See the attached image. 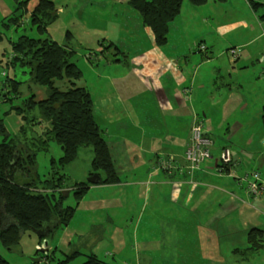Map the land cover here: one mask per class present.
Masks as SVG:
<instances>
[{
	"label": "crops",
	"instance_id": "crops-1",
	"mask_svg": "<svg viewBox=\"0 0 264 264\" xmlns=\"http://www.w3.org/2000/svg\"><path fill=\"white\" fill-rule=\"evenodd\" d=\"M53 1L58 18L50 23L47 32L57 42H66L68 47L65 48L72 49V56L80 47L89 50L85 56H90L92 61H86V65L97 80L82 77L80 84L91 92L96 119L110 145L116 171L121 178L112 184L87 183V177L93 171L94 150L92 147L81 148L78 158L65 167L64 173L74 183L86 182L88 189L80 200L75 199L77 206L70 207L74 211L81 208L88 212L121 207L122 201L115 195L85 196L92 189H110V186L125 184H133L137 195L142 198L140 210L151 202L153 192L160 201L165 194L162 204L169 206L181 202L194 211L212 197L218 208L205 211L199 218L202 221L197 223L198 250L185 249L181 255L186 258L201 257V264H264V201L254 200L247 192L238 190L240 188L236 183L222 180L224 176L229 180H240L237 172L233 171L240 163L235 152L237 149L231 147L232 141L225 139V143L219 144L217 151H213L219 153L228 148L231 152L232 162L223 172L218 171L216 163L214 166L212 162H205L202 165L205 168L197 170L194 177L196 169L191 168L185 157L191 127L201 122L211 136V123L207 126L205 121L212 122L207 118L208 113H216L218 109L219 126L228 124L232 112H236L244 102L242 84L238 86V81L230 82L222 78L220 65L213 67L218 76L211 73L213 70L202 72V66L215 59L209 54L211 47L206 45L207 42H201L205 38H201L200 42L196 39L187 42L167 40L165 44H158L153 30L144 24L141 14L137 10L138 14L127 10L128 7L133 8L131 0H95L94 3L92 0ZM12 7L11 1L0 0V20L14 13ZM117 7L124 11L122 21L108 17L107 12ZM93 11L100 13L96 15ZM18 13L22 14V10ZM23 14V17L28 15ZM207 33L215 35L216 31L209 29ZM85 35L91 36V42L96 46L88 45L91 42H85ZM198 35L197 32L194 34ZM145 38L148 42L142 43ZM217 46L221 51L236 48L222 39ZM197 55L202 56L198 58ZM72 61L78 63L73 57ZM176 113L181 118H174ZM157 114L164 116L165 120L159 121ZM183 124L185 132L180 133ZM227 133H232L231 126ZM69 194L73 195V192L68 191ZM143 217L140 213L139 222ZM181 221L183 218L177 219V225L173 224V219L161 223L164 230L170 226L171 234L181 235L175 243L165 244L163 254L167 260H174L179 255L178 251L182 249L180 240L187 241L182 236L186 233L184 230L172 231ZM251 229L261 230L262 245L258 248L253 247L256 236L248 235ZM97 233L100 240L113 242L115 251L117 245L125 241L120 227H115L109 238L104 228ZM221 242L228 244L222 246ZM43 250L51 258L54 251V259L59 252L57 246ZM37 252H40L39 249ZM76 252L82 255V252ZM91 253L98 257L96 252Z\"/></svg>",
	"mask_w": 264,
	"mask_h": 264
},
{
	"label": "rangeland",
	"instance_id": "rangeland-1",
	"mask_svg": "<svg viewBox=\"0 0 264 264\" xmlns=\"http://www.w3.org/2000/svg\"><path fill=\"white\" fill-rule=\"evenodd\" d=\"M9 1L13 5L12 11H14L17 2L16 0ZM38 1L28 0L26 5L31 8ZM255 1L260 2L262 0ZM94 2L95 0H92V3ZM252 3L251 0H207L203 4L196 5L189 0H184L181 12L169 24L170 29L167 35V40L170 42H187L193 39L200 42L201 38H205L201 42H207L206 45L211 47L209 54L215 59L212 63L202 66V72L207 73L213 70V67L220 65L222 78L225 77L224 79H228L230 82L232 80L233 82L238 81V86L242 84L241 94L244 102L236 112H232L228 124L221 125L222 127L219 126V109L216 113H208L207 118L212 119V122L206 120L205 124L210 126L209 123H211V136L215 144V146L213 145L214 152L217 151L219 144L225 143L223 142L225 139L232 141L231 147L237 149L235 152L237 153L240 166L237 168L238 170L233 171L237 172L240 180L237 181L233 178L229 180L227 176H224L222 180L234 185L236 183L237 187L240 188L238 190L243 192H246L252 171L258 170L264 174V125L262 121L264 113V19H260L264 9L262 5L254 9ZM94 6L96 9V4ZM133 8L128 7L127 10L138 14L136 9L134 8V10ZM100 11H93V14L97 12L99 14ZM122 13L124 11L118 7L114 8L113 11L109 10L107 12L108 17H112L117 21H122ZM133 21L136 20L134 19ZM209 29H215V35L207 33ZM196 32L199 34L198 36H194ZM20 33H22L21 30L16 31L12 28L6 32V37L0 42V59H4L0 61V87L10 78L8 85L11 90L14 89L15 84L20 89V97L12 99V101L6 100L3 102L0 97V119L2 118L10 138L14 139L22 137L20 131L21 116L15 112L7 114L5 111L11 109L12 106L21 105L23 98L31 94H35L38 100L46 96L44 87H40L37 84L30 87L29 74L24 69L20 67L15 69L11 64L6 66V57L11 54L9 41L10 39H16ZM28 33L37 37L35 29L29 30ZM221 39L235 45L236 48H227L221 51L217 46V42ZM147 42L148 39L145 38L142 43ZM88 45L96 46V43L91 42ZM86 52H89V50L80 47L72 57L77 60L78 66L82 68V77L97 80L95 74L88 71L86 61H89V59L85 56ZM201 56L197 55L198 58ZM215 69L211 73L218 76L219 73ZM15 79L21 83H17ZM207 79L210 80L211 78ZM34 114L39 115L37 108L34 110ZM202 114L203 112H201ZM157 118L159 121L165 120L164 116L160 114H157ZM168 118H171V114H168ZM174 118L179 119L181 116L176 113ZM167 123L169 125V122ZM229 126L232 128L231 134L227 133ZM35 129L38 131L39 127L35 126ZM179 132H185V124H183ZM61 154L60 146L55 141L50 142L48 153H38V172L42 177H45L44 175L48 172L50 157L58 158ZM210 162L215 166L214 161ZM202 168L205 167L200 166L196 170L194 169L196 171L194 177L197 170ZM64 170H62V173L65 175ZM218 171L220 170L218 169ZM129 180L131 181V178ZM110 187V189H92L88 191L85 197H98L105 194L115 195L121 199L123 204L121 207L105 208L95 212L76 208L68 224L58 225L56 230L48 237L42 238L36 233L26 231L17 247L4 248L0 244L1 255L10 264H41L33 263V257L40 256L43 249L57 246L59 252L55 254V259L51 264H57L59 258L76 251L82 252V255L80 254L71 264L83 263L91 252H96L98 257L103 259L106 264H201V257L189 256L186 258L181 255V251L185 249L198 250L197 246H200V244L198 242L197 228H199V225L197 223L202 221L199 218L205 211L210 209L217 210L218 208L212 197L208 198L200 209L194 211L191 206L184 207L181 202L170 204L169 206L162 204L166 198L165 194H162L163 199L160 201L156 198V193L153 192L151 202L147 203L144 208L142 206L141 212L139 204L142 202V198L137 195L133 184ZM67 193L68 191L64 190L62 194L65 196ZM77 204L71 194L63 198V206L76 207ZM140 213L144 217L139 222ZM181 218H183V221L178 226H174L172 231L180 232L181 229L184 230L186 233L182 236L187 241L180 240L182 249L178 251L179 255L174 260H167L163 254L165 244L175 243L176 240L181 239V235L171 234L170 226L164 230L161 223L165 220L173 219V224L177 225V219ZM193 222H195V225ZM115 227L122 229V237L125 240L124 243L117 245L116 251L113 242L100 240L97 233L99 229L104 228L109 238L110 232ZM193 229L194 231L192 232ZM221 244L225 246L228 242H221ZM38 249L40 252H37ZM113 251L115 253L112 255ZM107 252H110V254L106 255Z\"/></svg>",
	"mask_w": 264,
	"mask_h": 264
},
{
	"label": "trees",
	"instance_id": "trees-1",
	"mask_svg": "<svg viewBox=\"0 0 264 264\" xmlns=\"http://www.w3.org/2000/svg\"><path fill=\"white\" fill-rule=\"evenodd\" d=\"M27 1L16 0L14 13L0 20V42L12 28L21 30L16 39L9 41L11 54L6 57V66L11 64L15 69H24L29 74L30 87L34 84L44 87L46 96L38 100L35 94H31L23 98L21 105L5 111L21 116L22 137L19 139L10 138L0 119V244L4 248L17 247L26 231L44 237L58 225L68 223L74 208L63 206V191L73 192L75 199L80 200L88 185L86 182L74 183L62 170L78 158L81 148L92 147L94 150L90 175L99 173L102 184L117 183L121 179L110 145L96 119L91 92L80 84L83 73L72 61V49L67 50L66 42H57L47 32L50 23L58 18L55 2L39 0L27 8ZM189 1L200 5L207 0ZM251 1L254 9L260 5L264 9V2ZM183 2L131 0V5L141 14L144 24L151 27L156 42L162 45L167 42L169 24L180 13ZM21 10L22 14L28 15L23 17L24 14L18 13ZM260 17L264 19V12ZM33 29L37 37L28 33ZM88 59L92 60L90 56ZM9 79L0 87L3 102L20 97V89L15 84L11 90ZM36 108L38 116L34 114ZM262 121L264 125V113ZM35 126L39 127L38 131ZM52 141L58 143L62 154L58 158L50 157L48 172L42 177L38 172L37 156L39 152L48 153ZM248 235L256 236L253 247L262 245L261 230L251 229ZM40 254L46 258L41 264H51L54 260V251L52 258L45 252ZM78 254L74 252L59 258L57 264H69ZM0 264H10L1 253ZM81 264L106 263L90 253Z\"/></svg>",
	"mask_w": 264,
	"mask_h": 264
},
{
	"label": "built area",
	"instance_id": "built-area-1",
	"mask_svg": "<svg viewBox=\"0 0 264 264\" xmlns=\"http://www.w3.org/2000/svg\"><path fill=\"white\" fill-rule=\"evenodd\" d=\"M264 2V0H262ZM206 45L204 44L203 47ZM213 139L205 131L201 122H196L191 127V135L188 146L185 149V157L191 164V168L197 169L205 162L214 161L219 166L220 171L229 166L232 162V155L228 148H224L219 153L212 150ZM246 192L254 200L264 201V174L258 170L252 171L251 180L247 184Z\"/></svg>",
	"mask_w": 264,
	"mask_h": 264
},
{
	"label": "water",
	"instance_id": "water-1",
	"mask_svg": "<svg viewBox=\"0 0 264 264\" xmlns=\"http://www.w3.org/2000/svg\"><path fill=\"white\" fill-rule=\"evenodd\" d=\"M84 40L85 42H91L93 40V38L91 36H84ZM87 181L93 184L99 183L101 181V176L99 173L95 172L91 175H89L87 177ZM49 232H47V234H45V236L43 237L42 235H39L42 238L48 237ZM44 251V250H42ZM33 263H42L43 262V258L41 256H37V257H33Z\"/></svg>",
	"mask_w": 264,
	"mask_h": 264
},
{
	"label": "clouds",
	"instance_id": "clouds-1",
	"mask_svg": "<svg viewBox=\"0 0 264 264\" xmlns=\"http://www.w3.org/2000/svg\"><path fill=\"white\" fill-rule=\"evenodd\" d=\"M44 252V251H43ZM42 253V252H41ZM44 259H45V261H46V258H43V261H44ZM43 263V262H42Z\"/></svg>",
	"mask_w": 264,
	"mask_h": 264
}]
</instances>
